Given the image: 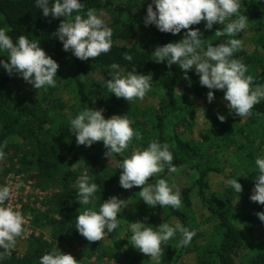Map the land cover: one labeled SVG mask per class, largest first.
I'll list each match as a JSON object with an SVG mask.
<instances>
[{
    "label": "trees",
    "instance_id": "obj_1",
    "mask_svg": "<svg viewBox=\"0 0 264 264\" xmlns=\"http://www.w3.org/2000/svg\"><path fill=\"white\" fill-rule=\"evenodd\" d=\"M152 2L80 0L84 5L80 14L86 16L89 9L103 13L113 33L108 53L82 61L65 51L55 34L63 17H45L36 0H0V29L14 42L25 35L40 43L60 65L56 86L38 90L18 73L9 75L0 64V145L7 141L0 160V184L9 174H23L33 190L47 193L44 200L35 198L33 205L31 201L24 205L23 214L32 217L33 233L17 241L16 250L0 259V264H40V258L53 250L73 255L80 264H156L129 242L132 222H143L154 231L165 222L179 223L195 232L188 246L177 247L179 232L162 244L159 264H264V221L257 216L264 212V205L250 199L259 174L255 160L264 158V100L251 115L240 118L228 108L224 91L212 90L215 98L208 101L210 89L200 84L195 67L187 73L190 79H185L178 65L169 68L167 61H154L157 46L180 42L187 30L173 35L154 24L145 25ZM240 5L239 13L248 21L244 30L231 37L242 41L233 58L247 66L253 87L264 86V0H240ZM206 23L191 26L200 30L205 47L230 39L215 35L223 25L216 23L209 30ZM125 53L132 61L124 59ZM8 59L0 52V61ZM112 63L120 65L122 75L151 76V90L142 101L129 103L107 90ZM86 108L103 109L105 119L127 115L143 140L133 138L130 147L114 155L110 163L102 141L91 147L78 145L70 129L71 119ZM218 115L226 121L221 122ZM152 141L170 146L178 172L165 168L149 183L165 179L174 185L173 190L181 194L178 210L152 208L139 196L142 188L120 186L122 160ZM85 174L98 185L94 210L99 212L100 205L113 196L128 203L118 213L120 226L111 233L105 229L104 239L94 243L76 229V217L93 207L77 200V181ZM231 179L242 185L241 193L226 183Z\"/></svg>",
    "mask_w": 264,
    "mask_h": 264
},
{
    "label": "clouds",
    "instance_id": "obj_2",
    "mask_svg": "<svg viewBox=\"0 0 264 264\" xmlns=\"http://www.w3.org/2000/svg\"><path fill=\"white\" fill-rule=\"evenodd\" d=\"M36 6L45 17L64 18L55 34L63 43V49L71 51L76 58L82 61L90 58L95 60L111 50L113 33L105 25L103 13L98 15L95 9H89L86 16L81 15L84 5L80 0H54L51 5L50 0H36ZM240 6V0H153L147 7L145 25L154 24L159 31L173 35L187 30L180 42L157 46L152 53L154 61H167L169 68L173 64L178 65L184 71L185 79H190L187 73L195 67L200 84L210 89L207 93L208 101L212 102L215 98L212 90H222L223 99L230 111L245 118L251 115L256 104L264 100V86L253 87L254 77L246 75L247 66L241 60L233 58L234 53L241 49L242 41L231 37L244 30L248 21L245 15L239 13ZM74 13L76 14L73 17ZM233 16L236 18L231 19ZM202 21L207 22L206 28L209 30L216 23L223 25L215 35L230 39L205 47L200 30L191 27ZM0 52H4L9 58L8 61H0L9 75L18 73L38 90L56 86L55 77L60 65L45 52L40 43L30 41L25 35H20L14 42L5 29H0ZM124 59L132 61L133 57L125 53ZM109 68L111 79H107L106 88L117 98H123L129 103L142 101L151 90V76L137 72L122 75L117 63H112ZM103 112V109H84L71 119L70 129L75 134L78 145L91 147L102 141L107 149L105 156L111 157V163L114 155H122L130 147L133 138L143 140V136L133 129V122L127 115H113L105 119ZM218 119L221 122L226 121L224 115H218ZM5 147L7 141L0 145V160L5 157ZM169 147L167 143L152 141L143 150H133L131 156L123 159L120 164V186L125 190L142 188L139 196L152 208L159 205L162 208L170 206L178 210L182 206L181 194L173 190L174 185L170 186L165 179H158L154 184L149 183L151 177L161 174L165 168L169 173L178 172ZM255 163L259 174L250 199L264 205V158L257 157ZM89 181L87 174L77 181V200L82 206L93 207L83 210L75 220L78 232L87 241L94 243L104 239L105 229L111 233L120 226L118 213L128 203L113 196L104 201L97 212L94 208L98 185ZM226 183L237 193L243 191L237 179L228 180ZM11 198L12 188L7 185L0 187V248L4 249L0 252V259L10 255L17 238L25 234L26 221L21 212L14 210L10 204L5 206ZM257 216L264 221V212L257 213ZM130 231L131 245L150 256L156 264H159L162 244L166 245L177 232L181 234L177 247L188 246L195 235L194 231L179 223L170 226L166 222L159 226L158 231L143 222H132ZM40 264H80V261L71 254L53 250L40 258Z\"/></svg>",
    "mask_w": 264,
    "mask_h": 264
},
{
    "label": "built area",
    "instance_id": "obj_3",
    "mask_svg": "<svg viewBox=\"0 0 264 264\" xmlns=\"http://www.w3.org/2000/svg\"><path fill=\"white\" fill-rule=\"evenodd\" d=\"M24 177L25 175L23 174L21 175L9 174L0 185V187L7 185L12 188V198L10 201L6 202L5 206L10 204L14 210L20 211L26 221L24 225L25 234L22 237L17 238V241L19 240L25 241L33 233L32 217L29 213L23 214L24 205L29 203L30 201H31L30 202L31 205H33V203L36 201L35 198H38L41 201L44 200L45 196H47V193L40 192L38 190H33L32 182L30 181L25 182ZM32 195L34 196L32 197ZM37 207L42 208L40 203L37 204ZM14 250H16V247L12 249L11 253ZM2 251H4V249L0 248V252Z\"/></svg>",
    "mask_w": 264,
    "mask_h": 264
},
{
    "label": "rangeland",
    "instance_id": "obj_4",
    "mask_svg": "<svg viewBox=\"0 0 264 264\" xmlns=\"http://www.w3.org/2000/svg\"><path fill=\"white\" fill-rule=\"evenodd\" d=\"M197 130V129H196ZM5 179V178H4ZM2 182V181H1ZM1 185V184H0Z\"/></svg>",
    "mask_w": 264,
    "mask_h": 264
},
{
    "label": "crops",
    "instance_id": "obj_5",
    "mask_svg": "<svg viewBox=\"0 0 264 264\" xmlns=\"http://www.w3.org/2000/svg\"><path fill=\"white\" fill-rule=\"evenodd\" d=\"M2 183V182H1Z\"/></svg>",
    "mask_w": 264,
    "mask_h": 264
}]
</instances>
